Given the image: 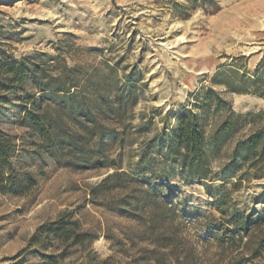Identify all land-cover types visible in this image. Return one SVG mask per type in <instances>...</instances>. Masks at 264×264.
<instances>
[{
	"label": "rangeland",
	"instance_id": "obj_1",
	"mask_svg": "<svg viewBox=\"0 0 264 264\" xmlns=\"http://www.w3.org/2000/svg\"><path fill=\"white\" fill-rule=\"evenodd\" d=\"M22 57L47 65L57 57L121 84L132 71L141 76L129 90L130 133L123 147L109 146L110 159L119 153L120 171L161 185L174 220L158 221L152 230L145 217L130 218L93 199L90 187L113 169L72 170L34 153L28 129L17 121L14 92L22 95L21 88L0 91L12 101L0 103V136L15 145L13 173L34 180L27 195L0 193V264H175V257L186 264L189 250L196 264H207L216 251L212 220L219 216L211 194L224 185L239 213H263L264 178L205 181L206 190L159 156L150 155L141 167L138 151L168 132L177 113L194 110L203 90L264 125V0H0V84L3 63ZM238 76L246 77L247 92L228 91ZM23 90L31 92L26 84ZM62 213L86 240L71 245L42 237L33 244L37 228ZM159 233L173 236L176 252L154 241Z\"/></svg>",
	"mask_w": 264,
	"mask_h": 264
},
{
	"label": "trees",
	"instance_id": "obj_2",
	"mask_svg": "<svg viewBox=\"0 0 264 264\" xmlns=\"http://www.w3.org/2000/svg\"><path fill=\"white\" fill-rule=\"evenodd\" d=\"M51 62L47 65L22 57L1 66L0 91L9 94L21 88L22 95L14 92L19 103L17 121L28 129L34 153H44L58 166L77 171L111 167L112 173L90 187L93 199H100L105 207L130 218L145 217L152 230L158 221L174 220V209L163 200L161 185L142 182L120 171L119 153L117 159H110L113 152L109 146L123 147L130 133L129 90L142 80L141 76L132 71V77L121 84L83 73L78 66L69 67L57 57ZM257 72L258 69L254 71ZM245 83L246 77L238 76L236 82L227 84L228 91L247 92ZM25 84L31 92L23 90ZM6 94L0 93V103L11 105ZM199 96L201 101L194 110L176 114L168 132L139 146L140 166L146 165L150 155L159 156L165 165L176 164L184 178L201 181L206 190L210 187L205 181L264 178V125L258 124L253 115L234 112L212 90H203ZM14 153L12 139L0 136V193L27 195L34 180L29 174L14 175ZM231 185L237 188L241 184ZM219 188L211 194L212 206L219 216L212 220L216 251L207 264H264V209L259 215L239 213L229 205L230 193L224 185ZM155 235L154 241L167 247L168 254L176 252L173 236ZM87 236L74 230V223L62 213L56 220L39 226L31 242L39 245L44 237L51 242L76 245ZM192 253L185 251L184 263L196 264ZM174 263L181 264L176 257Z\"/></svg>",
	"mask_w": 264,
	"mask_h": 264
}]
</instances>
